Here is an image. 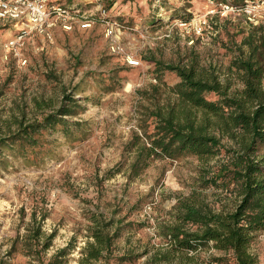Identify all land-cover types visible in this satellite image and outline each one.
<instances>
[{"label": "rangeland", "instance_id": "374dc122", "mask_svg": "<svg viewBox=\"0 0 264 264\" xmlns=\"http://www.w3.org/2000/svg\"><path fill=\"white\" fill-rule=\"evenodd\" d=\"M58 1L75 4L79 12L71 30L51 28L52 40L31 32L9 48L21 23L0 20V136L20 120L55 111L65 93L79 99L83 108L75 119L87 121L89 132L74 142L57 138L52 154L36 164L7 156L0 167V264H27L16 241L33 225V210L37 220L46 214L42 228L54 232L47 256L72 245L61 264H78L92 213L121 227L112 256L126 259L109 264H226L217 260L226 252L212 242L189 249L165 234L177 221L178 197L202 191L214 207L231 209L234 194L202 189L193 156L151 158L132 174L129 143L134 132L147 141L140 125L152 129L150 110L176 101L172 88L179 77L159 62L187 67L196 60L198 69L212 70L220 81L228 78L232 90L239 87L232 61L240 46L247 49L251 22L242 13H221L209 0ZM81 20L91 26L81 28ZM114 44L123 50L114 52ZM127 54L140 64L127 66ZM206 97L216 99L213 93ZM258 153L264 154V146ZM249 250L264 264V228L255 232Z\"/></svg>", "mask_w": 264, "mask_h": 264}, {"label": "trees", "instance_id": "16d2710c", "mask_svg": "<svg viewBox=\"0 0 264 264\" xmlns=\"http://www.w3.org/2000/svg\"><path fill=\"white\" fill-rule=\"evenodd\" d=\"M231 1L239 4L244 0ZM250 24L254 32L244 42L247 49L240 46L232 61L239 87L232 90L228 78L220 81L212 70L198 69L196 60L187 67L159 62L160 69L174 71L179 77L172 88L176 101L150 110L152 129L140 125L147 141L134 132L129 143L134 154L132 174L139 173L151 158L193 156L200 164L197 181L202 189L234 194L237 202L231 209L214 207L202 191L178 197L174 205L177 221L165 234L189 249L212 242L214 248L226 252L217 259L226 264H258L249 245L255 232L264 228V154L258 153L264 146V24ZM209 93L216 99L207 98ZM82 108L78 98L65 93L55 111L31 121L20 120L14 130L0 136V167H5L7 156L29 165L38 163L52 154L57 138L69 142L86 138L87 121L75 119ZM218 154L223 156L211 163ZM45 216L43 213L37 220L36 212L31 211L33 225H27L21 239L17 238L27 264H61L72 249L68 244L47 256L54 232L43 230ZM86 229L88 239L79 251L78 264L126 259L112 256L115 240L121 235V227L112 218L92 213Z\"/></svg>", "mask_w": 264, "mask_h": 264}, {"label": "built area", "instance_id": "2783aa9c", "mask_svg": "<svg viewBox=\"0 0 264 264\" xmlns=\"http://www.w3.org/2000/svg\"><path fill=\"white\" fill-rule=\"evenodd\" d=\"M98 3L99 0H91ZM213 5H219V11L242 13L246 19L253 24H264V0H244L239 4L232 3L231 0H209ZM79 12L76 5L56 3L53 0H0V20L3 22L21 23L17 29L14 38L7 42L9 48L15 49L18 42L23 41L24 37L31 32L42 34L47 40H52L51 28L54 25H60L63 30H71L72 19ZM81 28H89V20L79 22ZM121 27L120 25H117ZM111 28L108 29V36L111 34ZM114 52H121L123 49L119 44L112 47ZM127 66H137L140 60L134 56L125 55ZM23 64L26 60L23 59Z\"/></svg>", "mask_w": 264, "mask_h": 264}]
</instances>
